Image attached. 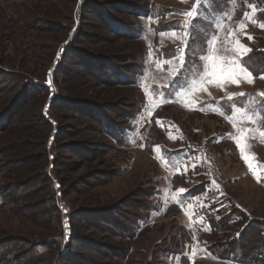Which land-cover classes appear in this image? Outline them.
Listing matches in <instances>:
<instances>
[{"label":"rangeland","instance_id":"rangeland-1","mask_svg":"<svg viewBox=\"0 0 264 264\" xmlns=\"http://www.w3.org/2000/svg\"><path fill=\"white\" fill-rule=\"evenodd\" d=\"M196 4L0 0V264H264V29L252 22L264 23V0L205 5L187 47L160 35L181 36ZM213 35L254 81L177 96L202 71ZM236 39L251 51L241 57ZM60 54L51 100L31 76L43 80ZM101 72H116V83H101ZM239 107L254 122L237 115L234 127ZM42 109L52 124L31 116ZM238 128L251 130L245 154L259 180ZM55 129L45 154L37 146ZM46 169L59 211L47 204L52 184L33 175Z\"/></svg>","mask_w":264,"mask_h":264},{"label":"snow or ice","instance_id":"snow-or-ice-1","mask_svg":"<svg viewBox=\"0 0 264 264\" xmlns=\"http://www.w3.org/2000/svg\"><path fill=\"white\" fill-rule=\"evenodd\" d=\"M215 3V0H197V4L193 7V9L189 12L184 13V15L188 16L190 19L188 21H185V31L181 36H177L175 32L172 33H161V36L165 35H171L177 39H181L184 43V46H188V40L194 35L198 34V30L195 27V24L193 21L196 23H199V16L202 10L207 11V9L204 8L205 5H208L209 7H212ZM252 11L251 13L245 12L244 13V18L251 20L252 16L255 14L257 11L256 6L250 5ZM213 11H215V8L213 7ZM253 23H256L259 27L264 29V23H260L258 21H252ZM221 25L217 24V28H220ZM238 28L240 30H243L246 28V25L241 22L238 24ZM229 35H234V33L229 32ZM251 39V37H249ZM218 41V37L216 35H213L212 38L208 41L209 45V50L210 54L204 55L201 57L202 60L205 61L203 65V69L201 72H199L196 76V79L192 82L191 87L187 90L184 91L183 89L179 92H177V96H183L185 98L191 96L192 92H194L198 87L203 90H207L205 85L206 84H216L217 86L223 88L225 82H231L232 84L239 85L240 80L243 79L248 83H252L254 81V76L253 74L248 71L246 67L243 66V62L241 59H238L236 57L233 58H227L224 57L223 55H220L221 48H215L214 45H216ZM227 43V40H225ZM233 50L237 53L240 54L242 57L244 54L250 52L251 50L246 48L243 44L240 43L238 39L234 40L231 42ZM223 47V45L221 46ZM182 55L180 57V68L183 67V49H180ZM175 59V57H173ZM159 63V62H158ZM165 63H171L170 61H166ZM176 73L178 74L179 68H177ZM261 79H264V75L260 76ZM235 94H230L228 96L229 100H232L234 98ZM240 96L246 95L245 93H239ZM257 96L264 97V93H257ZM160 103H165L169 102L161 98L159 101ZM187 106V105H186ZM239 115L242 120L241 123L243 122V118L246 117L248 121L254 122L252 120L251 116H248L247 114V109L244 107H239L234 109L233 114L228 117L230 121L233 122V126L237 127V121L235 117ZM238 131H240V135L235 138L236 144L238 148L240 149L241 156L245 160L246 163H248L249 168L253 171V175L257 176L256 168H254L252 160L254 159V156L250 157L249 155L245 154V150L249 145L246 144V140L248 139L246 135V131H251L249 130H240L238 128ZM260 136L264 138V131H261ZM173 138L174 137H170ZM157 150H159L157 146ZM159 158V157H158ZM257 179L259 180V176H257ZM185 189H179L180 193H183Z\"/></svg>","mask_w":264,"mask_h":264},{"label":"trees","instance_id":"trees-1","mask_svg":"<svg viewBox=\"0 0 264 264\" xmlns=\"http://www.w3.org/2000/svg\"><path fill=\"white\" fill-rule=\"evenodd\" d=\"M111 24H113L114 25V23H111ZM117 26H121V25H117ZM122 33V32H121ZM66 47H68V45H66ZM65 52V53H64ZM63 53H64V55L66 54V52L67 51H64ZM63 55V54H62ZM61 54L59 55V59L58 60H56V62H55V65H54V67H55V69H54V71H53V76H54V74H56L55 72L58 70V71H61L62 70V65H61V61H62V59H63V57H64V55L62 56ZM1 65V64H0ZM0 68H2L1 66H0ZM3 69V68H2ZM4 71H6L7 72V70H5V69H3ZM48 72H49V69H47L46 70V73H45V75H44V77H43V80H40V78H37L38 77V75H36V76H31V84H32V86H33V88L34 89H36V90H38V92H41L42 91V93L45 95L46 94V92H48V97H49V95H50V93H51V90H50V87L49 86H47L46 85V81H45V79H47V76H48ZM67 73V72H66ZM101 75H103L101 78H100V82L101 83H103V84H105V83H109V84H114V83H116V79H114V77H116L117 75H116V72L113 74V78H111V77H108L107 75H106V73L105 72H101L100 73V76ZM39 95V94H38ZM72 100V99H71ZM71 100H68L69 102L71 101ZM73 100H76L78 103L80 102V101H78L79 99L78 98H75V99H73ZM53 103V102H52ZM52 103H51V105H50V107L49 108H52ZM45 105H46V103H45ZM47 105H48V103H47ZM78 106H76V107H79V104H77ZM74 106V105H73ZM43 109H44V106H43ZM43 109L41 110V113H38V112H36V111H32V117H35V116H39L41 119L42 118H46V120L50 123V124H52L51 122H50V118H51V115H50V113H49V115H44L45 114V112H43ZM100 123V127H101V129L103 130V131H105V130H108V129H110L111 127L109 126V124L108 123H104V122H102L101 120L99 121ZM1 124H2V122L0 121V126H1ZM1 130H2V132L5 130V127H3V128H0ZM60 132V134H61V132H62V129L61 130H59V129H55V131H54V136H51V137H49V139H50V141H49V139H48V141H42L41 142V144L39 145V147L37 146V148H39L40 150H42V151H44L45 152V154H47V152H46V150H48V148H49V150L51 151V149H52V145H53V143H54V141H55V139H56V135H58V133ZM46 136V135H45ZM52 137L54 138L53 140H52V143H51V139H52ZM31 143H30V145L33 147L34 146V143L32 142V141H30ZM35 148V147H34ZM37 148H35V149H37ZM50 156H51V153H50V155H49V158L48 159H50ZM53 159H54V157H53ZM17 161H20V159L18 158L17 159ZM27 162V161H26ZM45 162V161H44ZM43 162V163H44ZM45 166H46V164H45ZM38 168H41V165H39V167ZM44 169V168H43ZM35 171V167L31 170V178L32 179H34V176H32V173ZM37 171V170H36ZM41 172V173H40ZM25 174V173H24ZM33 175H35L36 177H39V175H41L42 176V179L41 180H43L44 182H50V184H52V185H50V188H49V190H48V193H47V204L48 205H50V207L51 208H53V209H55V210H57V211H59V207H58V193H55V183H54V177H53V173H52V170H41V171H37V173L36 174H33ZM40 180V179H39ZM123 202V201H122ZM127 206V205H126ZM123 216V211H120V212H118V217H122Z\"/></svg>","mask_w":264,"mask_h":264},{"label":"water","instance_id":"water-1","mask_svg":"<svg viewBox=\"0 0 264 264\" xmlns=\"http://www.w3.org/2000/svg\"><path fill=\"white\" fill-rule=\"evenodd\" d=\"M54 69H55V67H53L51 70H49V72H48V76H47V81H46V85L47 86H50V89H51V91H52V93H51V100L53 99L52 97H54V88H53V86H52V80H51V74L53 73V71H54ZM50 107V103H48V105H47V109Z\"/></svg>","mask_w":264,"mask_h":264}]
</instances>
